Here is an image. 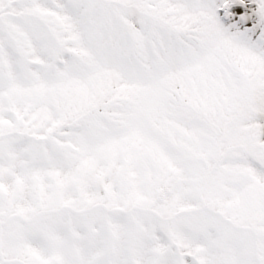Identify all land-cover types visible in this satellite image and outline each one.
I'll return each mask as SVG.
<instances>
[{"label": "snow or ice", "instance_id": "1", "mask_svg": "<svg viewBox=\"0 0 264 264\" xmlns=\"http://www.w3.org/2000/svg\"><path fill=\"white\" fill-rule=\"evenodd\" d=\"M0 264H264V0H0Z\"/></svg>", "mask_w": 264, "mask_h": 264}]
</instances>
